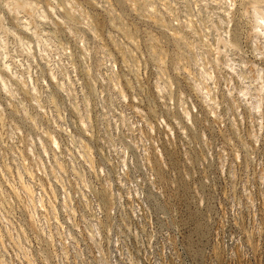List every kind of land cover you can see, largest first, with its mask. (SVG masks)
<instances>
[{
  "label": "rangeland",
  "instance_id": "374dc122",
  "mask_svg": "<svg viewBox=\"0 0 264 264\" xmlns=\"http://www.w3.org/2000/svg\"><path fill=\"white\" fill-rule=\"evenodd\" d=\"M219 9L0 0L6 262L264 260V112L228 94Z\"/></svg>",
  "mask_w": 264,
  "mask_h": 264
},
{
  "label": "clouds",
  "instance_id": "9594fccd",
  "mask_svg": "<svg viewBox=\"0 0 264 264\" xmlns=\"http://www.w3.org/2000/svg\"><path fill=\"white\" fill-rule=\"evenodd\" d=\"M214 2L220 5L219 11L223 16L219 21L222 28L218 44L225 45V54H232L225 67L231 66L239 72L238 84H227L228 94L239 97L253 111L264 112V70L257 67L264 66V0ZM233 59H238L239 63L232 64ZM257 84L260 85L259 88L256 87ZM6 255V250L0 252V264H9L4 259ZM224 264H241L240 253L237 252L235 256L225 253ZM259 264H264V260Z\"/></svg>",
  "mask_w": 264,
  "mask_h": 264
}]
</instances>
